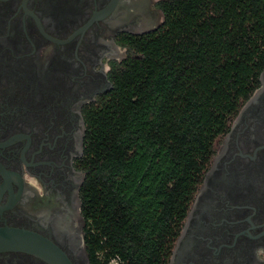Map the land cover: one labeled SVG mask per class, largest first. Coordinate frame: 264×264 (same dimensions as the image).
<instances>
[{"label":"flooded vegetation","instance_id":"flooded-vegetation-1","mask_svg":"<svg viewBox=\"0 0 264 264\" xmlns=\"http://www.w3.org/2000/svg\"><path fill=\"white\" fill-rule=\"evenodd\" d=\"M164 0H0V227L92 264L84 190L88 117L165 26ZM0 264H52L0 250ZM167 264H264V68L215 137Z\"/></svg>","mask_w":264,"mask_h":264},{"label":"trees","instance_id":"trees-1","mask_svg":"<svg viewBox=\"0 0 264 264\" xmlns=\"http://www.w3.org/2000/svg\"><path fill=\"white\" fill-rule=\"evenodd\" d=\"M88 117L92 264H167L215 137L264 68V0H164Z\"/></svg>","mask_w":264,"mask_h":264},{"label":"water","instance_id":"water-1","mask_svg":"<svg viewBox=\"0 0 264 264\" xmlns=\"http://www.w3.org/2000/svg\"><path fill=\"white\" fill-rule=\"evenodd\" d=\"M14 249L35 254L52 264H74L57 245L41 234L18 227H0V250Z\"/></svg>","mask_w":264,"mask_h":264},{"label":"rangeland","instance_id":"rangeland-1","mask_svg":"<svg viewBox=\"0 0 264 264\" xmlns=\"http://www.w3.org/2000/svg\"><path fill=\"white\" fill-rule=\"evenodd\" d=\"M110 264H119L118 259L112 260Z\"/></svg>","mask_w":264,"mask_h":264}]
</instances>
